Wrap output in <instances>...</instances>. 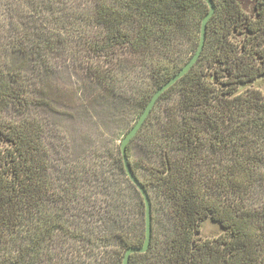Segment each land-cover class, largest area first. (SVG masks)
Instances as JSON below:
<instances>
[{"label":"trees","instance_id":"obj_1","mask_svg":"<svg viewBox=\"0 0 264 264\" xmlns=\"http://www.w3.org/2000/svg\"><path fill=\"white\" fill-rule=\"evenodd\" d=\"M212 1L199 58L127 145L152 210L150 245L128 264H264V197L255 196L264 93L252 85L264 80V0ZM208 9L205 0H0V264H121L143 243L125 134L117 146L100 148L99 137L75 149L59 115L105 111L111 121L131 106L140 115L197 49ZM72 68L76 80L58 86ZM164 97L175 99L154 113ZM136 139L152 161L133 156ZM156 212L168 224L162 238ZM206 218L216 235L202 234Z\"/></svg>","mask_w":264,"mask_h":264},{"label":"rangeland","instance_id":"obj_2","mask_svg":"<svg viewBox=\"0 0 264 264\" xmlns=\"http://www.w3.org/2000/svg\"><path fill=\"white\" fill-rule=\"evenodd\" d=\"M252 0H243V3L247 9L250 8ZM74 69L67 70L66 72L62 73V75H58V78L55 79V82L58 84V86H63V81L66 82V86H71L72 81H75L73 74ZM78 70V69H75ZM73 76L70 80V77ZM254 87L259 88L264 93V80L257 79L252 83ZM175 98H176V91L174 92ZM175 98L170 97H164L160 100L159 104L155 108L154 113L159 114V110L162 111L163 107L174 101ZM65 96L62 98L65 102H69V100H66ZM64 101H61V104L64 103ZM74 103V107H75ZM61 108H64L63 106H59ZM69 110V107L66 108ZM99 107H94V110L96 112L98 111ZM111 110L112 108H107ZM100 110H102L100 108ZM105 110V109H104ZM73 112L70 114H64L59 115V118L61 119L62 124L64 125L63 132L67 130V134L70 135H76L75 138V149H78L80 144H83L84 142H93L97 141L99 137L101 138V141L98 143H95L96 145L100 146V148H106L108 146L114 145L117 146L120 142V138L129 130V128L134 124V122L137 120V117L139 115V108L138 107H128L120 109L118 112L114 114V119L109 121L106 118L105 111H103L99 117L96 120H90L88 117L83 115L82 113L76 112L74 113V109H72ZM163 112V111H162ZM93 119L96 117V113L91 114ZM133 149V156H142L144 160L146 161H152L153 156L150 155V153L146 150V147L142 145V142L140 139H136L132 144ZM256 198L263 199L264 197V187L258 188L255 192ZM158 214V217L154 214V233L158 238L163 237V233L166 232V229L168 227L167 220L165 219V214L161 212H156ZM158 218V219H157ZM157 220H159L157 222ZM161 222V223H160ZM219 226L212 222L210 219L206 218L201 225V232L205 236H214L218 233ZM161 240V239H160ZM150 262H153L157 260L154 257H149ZM141 263L140 259H134L132 264H139ZM153 264V263H151Z\"/></svg>","mask_w":264,"mask_h":264},{"label":"water","instance_id":"obj_3","mask_svg":"<svg viewBox=\"0 0 264 264\" xmlns=\"http://www.w3.org/2000/svg\"><path fill=\"white\" fill-rule=\"evenodd\" d=\"M209 6V9L207 13L203 16L201 21V29H200V39L197 46V49L195 52L190 56V58L173 74L171 75L167 80H165L161 85H159L153 94L151 95L150 99L148 100L147 104L145 105L144 109L138 116L135 123L129 128V130L125 133L123 138L120 142V150L122 154L123 164L126 171L127 176L131 180L133 184L138 188L140 191L144 204H145V238L143 243L140 246H129L127 247L121 264H128L130 255L132 253L136 252H145L151 241L152 236V210H151V199L149 197V194L146 190V188L143 186V184L138 180V178L135 176L130 162L128 160L127 156V145L131 138L137 133L139 128L142 126L143 122L145 121L146 117L148 116L149 112L151 111L152 107L154 106L156 100L161 95L162 92H164L167 88H169L171 85H173L179 78H181L190 68L194 65L196 60L199 58L200 53L202 51L204 41H205V35H206V28L209 18L214 13L215 5L212 0H205Z\"/></svg>","mask_w":264,"mask_h":264}]
</instances>
